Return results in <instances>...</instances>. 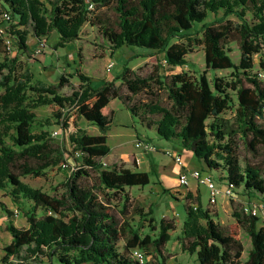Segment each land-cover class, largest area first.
I'll list each match as a JSON object with an SVG mask.
<instances>
[{
    "label": "trees",
    "instance_id": "1",
    "mask_svg": "<svg viewBox=\"0 0 264 264\" xmlns=\"http://www.w3.org/2000/svg\"><path fill=\"white\" fill-rule=\"evenodd\" d=\"M112 2L118 12L116 26L95 16L92 9ZM0 6L17 22L10 25V34L25 52L32 49L28 27L38 40L55 34L57 49L79 40L84 25L91 23L103 29L113 52L123 46L146 47L152 54H162L173 69L188 63L187 55L199 42L204 44L208 69L234 68L244 76L232 82L215 77L212 84L206 71L199 77L184 70L160 74L159 64L155 73L143 76L125 66L113 79L94 87L92 77L78 67L75 74L80 86L72 94L62 95L60 89L69 81L65 72L57 84L36 86L31 75L17 76V58L0 60V190H7L29 222L27 228L9 223L7 229L13 238L0 264H29L32 256H47L48 264H149L144 253L149 250L160 257L159 264H166L163 248L171 240L173 221L163 218L159 226L152 225L155 233L143 234L133 227V234L121 246L126 229L113 201L123 198L122 214L127 215V188L146 187L152 182V173L124 165L106 166L101 161L111 153L108 131L115 110H107L116 98L143 124L155 127L162 138L178 139L207 168L218 170L225 181L222 185L234 186L235 197L241 190L249 197L242 213L234 212L237 224L230 230L222 229L200 195L193 203H186L180 237L183 249L196 254L200 264H264V211L258 215L245 211L247 205L261 207L264 203V172L251 163L243 166L235 145L238 133L253 149L264 144V124L260 122L264 117V79L251 72L258 53L263 56L260 65L264 70V0H0ZM211 14L213 20H209ZM199 33L202 38L197 37ZM230 41L240 46L238 64L229 54ZM5 46L9 52V44ZM78 54L82 63L80 48ZM244 79L251 85L247 86ZM121 86H126L125 93ZM230 87L237 90L239 100L238 128L222 117L233 103ZM161 90L169 104L160 99ZM30 91L36 97L31 99ZM141 93L146 98L136 99ZM42 105L53 107L44 126L58 123L67 129L71 115L77 114L100 129V133L90 134L75 124L77 131L69 135L73 145L70 152L80 164L65 181L62 194H51L22 179L25 175H44L48 168L67 162L65 142L59 145L50 131L35 130V108ZM91 171L98 174L97 185L83 181ZM164 190L169 192L166 187ZM187 197L194 198L191 194ZM4 209L14 214L5 205ZM240 227L252 239L247 259L242 257Z\"/></svg>",
    "mask_w": 264,
    "mask_h": 264
},
{
    "label": "rangeland",
    "instance_id": "2",
    "mask_svg": "<svg viewBox=\"0 0 264 264\" xmlns=\"http://www.w3.org/2000/svg\"><path fill=\"white\" fill-rule=\"evenodd\" d=\"M93 6L94 15L104 19H109L111 26H116L118 23V12L115 2L108 6L95 8ZM5 9L0 6V60L4 57L10 59L17 58V76L21 79L24 75L32 76V84L36 86H49L59 83V78L65 72V76L69 80L64 87L60 89L62 95H70L80 86L79 77L75 74L78 67L81 68L86 75L92 77V85L99 87L103 80H111L117 74L121 73L125 66H130L139 74L146 76L156 72L157 66L160 64V74L177 73L182 70L187 71L194 77H199L203 72H207V76L213 84L215 77H222L226 81H235L238 78H244L235 72L234 68L213 70L206 66L204 44L197 42L194 50L187 55L188 63L183 66H177L171 69L162 59V54H152L153 52L146 47L141 46H123L113 52L111 43L103 35V29L99 25L87 23L82 29L81 38L76 41L68 42L63 46L54 48L55 37L53 34L49 38L36 39L32 29L30 31L28 43L32 47L31 50L25 52L19 47V41L14 39L10 34V25L17 22L12 20L10 13H4ZM4 13V14H3ZM230 19L237 20L231 16ZM214 19V14H211L209 20ZM96 21V18H95ZM16 28L22 29L23 26L16 25ZM197 37L202 38V33ZM5 39V42H4ZM8 39L11 42L9 52L6 50L5 43ZM41 47V51L37 53L35 49ZM79 48L82 54V63L78 54ZM227 48L233 60L238 64L241 58V49L237 41H230ZM261 54L254 55L255 67L251 71L257 74L259 78L264 79V70L260 62L263 59ZM163 60V64L161 61ZM114 62V67L109 71L108 64ZM167 68H169L167 70ZM252 74V75H253ZM2 79V77H1ZM244 83L250 86L251 83L244 79ZM120 84V82H117ZM122 87V86H121ZM122 92L127 91L126 86L122 87ZM233 103L230 109L226 110L222 117L235 128H238L240 120L237 116V107L239 105L237 90L229 88ZM29 95L32 98L36 97L34 91H30ZM160 99L164 104H169L167 94L164 90L160 91ZM146 98L145 93L136 96V99L142 100ZM115 110L113 124L108 131V144L111 147V153L103 157L101 161L106 166L124 165L134 169L145 170L152 173V182L146 187H129L127 192L130 195L129 210L127 215L122 214L124 209V199L116 198L113 201L114 210L121 218V223L126 231L123 234L121 246L125 245L126 241L133 234L131 228L140 229L143 234L148 232L155 233L152 230V225L159 226L161 220L167 219L173 221L175 228L171 231V240L163 248V253L167 258L166 264H200L196 254H191L185 251L182 247L181 235L183 222L185 218L184 206L193 203L195 197L200 195L205 207H208L213 214L215 220L219 223L222 229L230 230L237 224V218L234 215L235 211L242 213L243 205L249 200L248 195L241 190L240 195L230 196L221 193L216 203L210 204V191L207 185L200 184L193 176L186 184H180L179 176L183 171H191V168H196L203 175H211L218 185H222L225 181L221 180L218 170L209 169L198 159L191 150L186 149L178 139L162 138L155 127H149L141 121L139 116L134 115L126 104L119 98L112 101L110 108L107 110L110 113ZM37 113V121L35 126L36 131L48 130L55 141L61 145L65 142V157L66 164L63 162L58 166L48 168L44 175L34 176L25 175L22 179L34 187L41 188L51 194H62L65 191L64 183L70 177L73 171L79 167L78 161L74 158L70 151L73 150V145L69 140V135L77 131L76 125L85 128L90 134L100 133L99 127L89 121H86L82 116L72 114L70 117V126L64 129L62 125L54 123L44 126L43 122L50 118L53 107L42 105L35 108ZM41 121V122H39ZM76 121V122H75ZM264 124V117L260 119ZM90 123V124H88ZM57 132V134H56ZM12 142L10 138L7 139ZM141 140H150L157 150H147L142 146L137 145ZM235 145L239 159L243 166L247 163L254 164L260 167L264 172V144H260L253 149L248 140L240 133L235 137ZM166 150H172L174 153H180L183 159V165L178 164L172 156L166 153ZM84 182L92 185L99 183L98 174L96 171H91L90 176L83 178ZM168 188L165 191L164 188ZM171 193L176 196L174 198ZM191 194L194 198H189ZM10 209L14 212L10 215L4 209ZM155 221H151V219ZM13 223L22 228L29 226L26 214L21 211V208L13 201L7 190H0V258L6 253L5 247L12 241L13 235L7 229L9 223ZM239 235L244 246L243 259L248 258V254L253 246L250 234L242 227L239 228ZM24 252V251H23ZM145 259L149 264H159L160 257L152 254V251H144ZM12 261L23 262V260L14 259ZM26 262V261H25ZM29 264H48V257L36 258L31 257ZM89 264V263H87Z\"/></svg>",
    "mask_w": 264,
    "mask_h": 264
},
{
    "label": "built area",
    "instance_id": "3",
    "mask_svg": "<svg viewBox=\"0 0 264 264\" xmlns=\"http://www.w3.org/2000/svg\"><path fill=\"white\" fill-rule=\"evenodd\" d=\"M7 43L9 44L10 47L11 42L9 39ZM35 51L39 53L41 51V47L35 49ZM113 67H114V62H110L108 64V70L110 71ZM137 145L142 146L147 150H155V149L157 150V147L148 140H141L139 141V143H137ZM166 153L172 156L178 164L180 165L184 164L180 153H174L172 150H166ZM190 175L193 176L200 184H205L208 186L210 191V204L216 203L221 193L234 196V186L232 184L218 185L216 184L214 178L210 174L203 175L202 172L196 168L191 170L190 172L183 171L179 176V181L181 182L180 184L188 183L190 179ZM245 211L248 213L251 211L253 214L258 215L260 212L264 211V203L261 205V207L256 205L255 206L247 205L245 207ZM136 253L143 260V254L139 250H137Z\"/></svg>",
    "mask_w": 264,
    "mask_h": 264
},
{
    "label": "crops",
    "instance_id": "4",
    "mask_svg": "<svg viewBox=\"0 0 264 264\" xmlns=\"http://www.w3.org/2000/svg\"><path fill=\"white\" fill-rule=\"evenodd\" d=\"M193 169H195V168H191V170H193Z\"/></svg>",
    "mask_w": 264,
    "mask_h": 264
}]
</instances>
